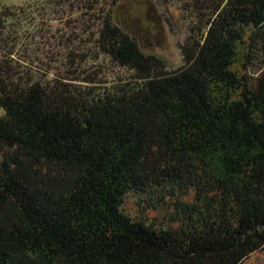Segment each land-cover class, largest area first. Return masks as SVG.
I'll list each match as a JSON object with an SVG mask.
<instances>
[{"label":"trees","instance_id":"16d2710c","mask_svg":"<svg viewBox=\"0 0 264 264\" xmlns=\"http://www.w3.org/2000/svg\"><path fill=\"white\" fill-rule=\"evenodd\" d=\"M119 1L77 0L109 7L92 43L115 79L72 45L51 79L0 61V264H244L264 252V0H177L195 25L172 70ZM21 13L0 2V29Z\"/></svg>","mask_w":264,"mask_h":264},{"label":"rangeland","instance_id":"374dc122","mask_svg":"<svg viewBox=\"0 0 264 264\" xmlns=\"http://www.w3.org/2000/svg\"><path fill=\"white\" fill-rule=\"evenodd\" d=\"M0 2L15 7L23 12L20 17L27 18L26 22L20 21L16 32L0 29V61L7 58L17 71L44 79L64 75L61 63L66 48L72 45L79 48L78 55L85 57V70L95 72L94 75L111 81L124 72L107 56L99 55L92 43L98 36V17L108 10L107 4L101 3L96 11H86L83 2L77 0ZM183 5L177 0H120L114 12L142 50L161 57L167 69L172 70L183 64L181 47L193 34L191 28L195 25L183 12ZM262 67L258 62L251 72L256 76ZM244 264H264V252H255Z\"/></svg>","mask_w":264,"mask_h":264}]
</instances>
